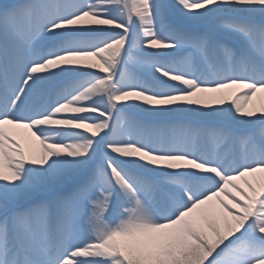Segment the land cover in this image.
<instances>
[{"label":"snow or ice","instance_id":"obj_1","mask_svg":"<svg viewBox=\"0 0 264 264\" xmlns=\"http://www.w3.org/2000/svg\"><path fill=\"white\" fill-rule=\"evenodd\" d=\"M0 264H264V0H0Z\"/></svg>","mask_w":264,"mask_h":264}]
</instances>
